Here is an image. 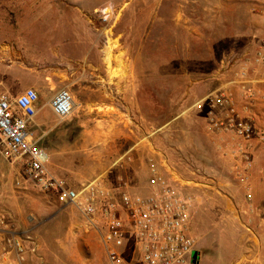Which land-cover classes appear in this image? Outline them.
<instances>
[{
    "label": "rangeland",
    "instance_id": "obj_1",
    "mask_svg": "<svg viewBox=\"0 0 264 264\" xmlns=\"http://www.w3.org/2000/svg\"><path fill=\"white\" fill-rule=\"evenodd\" d=\"M263 37L264 0H0V89L14 98L38 91L41 113L30 132L48 152L50 172L73 188L104 176L112 187L139 186L128 193L146 195V168L136 176L130 165L164 158L193 199V264H238L245 252L264 250V144L257 139L264 114L257 121L245 114L256 126L249 199L234 160L206 130L209 110L195 106L223 83L216 73L224 56H236L234 72L255 58ZM127 84L125 102L113 91ZM61 90L76 105L63 121L50 108ZM122 120L129 131L117 130ZM4 150L0 139V212L21 221L45 263L110 264L97 231L39 191Z\"/></svg>",
    "mask_w": 264,
    "mask_h": 264
},
{
    "label": "built area",
    "instance_id": "obj_2",
    "mask_svg": "<svg viewBox=\"0 0 264 264\" xmlns=\"http://www.w3.org/2000/svg\"><path fill=\"white\" fill-rule=\"evenodd\" d=\"M103 14H110L107 7ZM225 56L215 75L223 83L195 107L209 110L206 130L216 139L219 151L234 160V172L252 199L256 135L245 114L251 102L263 97L257 73L264 69V37L255 58L242 59L234 72L236 56ZM230 72L232 79L224 82ZM39 101L40 95L33 88L17 98L0 89L4 158L22 164L26 177L39 191L52 195L66 208L76 209L85 220V228L97 231L110 264H193L197 251V241L190 233L193 199L181 190L183 181L169 163L156 156L148 159L150 190L146 195L124 192L119 197L104 176L73 188L50 172V156L30 132L29 125L39 114ZM75 106L68 90H61L50 102L53 114L62 121L73 114ZM257 139L264 144V134ZM122 160L124 156L116 163ZM128 249L132 250L130 256ZM40 251L34 237L14 230L13 222L0 212V264H46Z\"/></svg>",
    "mask_w": 264,
    "mask_h": 264
},
{
    "label": "crops",
    "instance_id": "obj_3",
    "mask_svg": "<svg viewBox=\"0 0 264 264\" xmlns=\"http://www.w3.org/2000/svg\"><path fill=\"white\" fill-rule=\"evenodd\" d=\"M254 45V44H253ZM256 46H258V43L254 46H251L249 49L250 52L253 53V51L256 49ZM249 48V47H247ZM255 53V52H254ZM19 57H21V53L19 52ZM260 81L261 82H264V73L262 75H260ZM261 87L264 86V85H260ZM131 87L127 84L126 85V88H124L123 86L121 85H118V87L113 91V93H116L117 95V98H125V102H128L127 99L129 97H132L131 96ZM127 104V103H125ZM124 104V105H125ZM250 111H249V116L250 117H253L254 121L258 118H260L259 116L263 115L264 114V100H255L253 102L250 103ZM39 113H41V111H39ZM129 113L128 112H125L124 115H128ZM123 125L119 126V128L117 129L118 131L121 130V128H124L126 131L129 129H131V124H129L127 121H123L122 120ZM255 129H256V126H254ZM193 137V136H192ZM201 146L200 144H196L195 146V149L197 151L196 154H200V155H203V153L205 152L204 149H200ZM150 158V157H149ZM148 158V159H149ZM148 159H147V162H148ZM147 162L145 164L142 165V167H137V165H130L131 169L135 171L136 173V176L139 174V172H143L145 173L146 170H147V173H148V166H147ZM132 164H136V163H132ZM146 170H145V168ZM146 174V173H145ZM149 174V173H148ZM131 175V174H130ZM129 176V174H128ZM142 186L144 184V181L142 180ZM111 189H113L115 192H117V194L119 195V197L124 193V188L122 187V185L120 187H112L111 185H109ZM140 186V187H142ZM135 189L131 188L129 191H126L127 193H135L136 191H138L140 188L139 186L136 187L134 186ZM135 195V194H134ZM43 206V209L45 211H49L51 207H49V205H42ZM263 219H261L262 221ZM33 221V220H32ZM46 221L48 222L49 220L47 218L43 219L42 222L40 223H37V224H43V223H46ZM36 224V225H37ZM35 225V226H36ZM21 226H22V223L21 221H18V220H14L13 221V227H14V230H16L17 232L21 233V234H28L30 235V233H28V231L26 230L24 233L20 230L21 229ZM198 252V250H197ZM241 260L238 261V264H264V250H257V251H247L245 252L242 256H241ZM200 264V263H199Z\"/></svg>",
    "mask_w": 264,
    "mask_h": 264
},
{
    "label": "water",
    "instance_id": "obj_4",
    "mask_svg": "<svg viewBox=\"0 0 264 264\" xmlns=\"http://www.w3.org/2000/svg\"><path fill=\"white\" fill-rule=\"evenodd\" d=\"M194 258L197 259L198 258V255L196 257H194Z\"/></svg>",
    "mask_w": 264,
    "mask_h": 264
}]
</instances>
